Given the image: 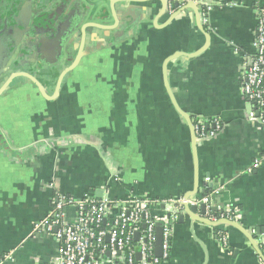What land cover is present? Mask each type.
<instances>
[{
  "label": "crops",
  "instance_id": "1",
  "mask_svg": "<svg viewBox=\"0 0 264 264\" xmlns=\"http://www.w3.org/2000/svg\"><path fill=\"white\" fill-rule=\"evenodd\" d=\"M241 1L212 7L206 23L198 14L201 30L160 0H0V87L13 76L0 94V264L57 259L55 238L32 230L54 191L125 201L200 199L206 187L216 210L239 209L247 235L182 211L160 264H261L247 236L264 243V124L240 93L255 26ZM182 113L222 129L193 148Z\"/></svg>",
  "mask_w": 264,
  "mask_h": 264
},
{
  "label": "built area",
  "instance_id": "2",
  "mask_svg": "<svg viewBox=\"0 0 264 264\" xmlns=\"http://www.w3.org/2000/svg\"><path fill=\"white\" fill-rule=\"evenodd\" d=\"M197 6L202 21L206 23L208 11L215 6L240 4L241 0H167V10L172 4ZM255 26L252 51L241 54L240 93L248 101V118L264 124V0H252ZM195 141L208 140L222 129L217 118L196 117L193 123ZM259 166V159L253 167ZM208 180V179H207ZM218 190L198 199L190 197L188 204L212 203ZM183 196L153 199L133 195L125 201L96 198L85 195L81 199L54 191L50 209L44 218L33 226L34 233L51 234L58 244L59 256L46 264H160L167 258L171 226L182 209ZM71 207L73 218L69 219L66 208ZM218 210V208H217ZM217 216L207 209L201 218L216 222L227 220L238 223L239 209L222 207ZM162 227V255H155L156 226ZM217 239L227 249V236L217 231ZM255 235V231H250ZM135 235L137 237L135 238ZM260 263L264 264V243L253 239ZM139 254V258L136 255Z\"/></svg>",
  "mask_w": 264,
  "mask_h": 264
},
{
  "label": "water",
  "instance_id": "3",
  "mask_svg": "<svg viewBox=\"0 0 264 264\" xmlns=\"http://www.w3.org/2000/svg\"><path fill=\"white\" fill-rule=\"evenodd\" d=\"M161 2V13H164L166 10H167V0H160ZM172 7L173 8H176L177 10L175 12H173L171 15H170V18H173L174 16H176L177 14H179L180 12H182L183 10H186V9H189L191 10L194 15H195V18H196V21H197V24L199 26V28L201 30H203L200 22H199V17H198V10H197V6L192 3V2H188L186 3L185 5L182 6V8H178V4L176 2H174L172 4ZM205 37H206V41H205V44L204 46L199 50L197 51L196 53L194 54H190V55H197L198 53H200L201 51H203L207 45H208V42H209V36L208 34L205 33ZM180 55V54H178ZM79 60V57L74 61L73 64H71L58 78V81H57V88L59 87V84H60V81L62 79V76L65 72H67L68 70H71L72 68L75 67V65L77 64ZM166 63V62H165ZM164 67H165V64H164ZM13 79V76H10L5 82L4 84L0 87V94L9 86L10 82L12 81ZM35 84H37L38 88H39V91L40 93L44 96V97H47L45 91L43 90V88L37 83L35 82ZM57 88H56V92H57ZM172 98V97H171ZM172 101L174 102V100L172 99ZM175 107L177 108V105L174 103ZM183 116L185 117V119L187 120L189 126H190V129H191V134H192V146L193 148L195 147L196 145V141H195V132H194V128H193V124L191 123L190 121V118L189 116L185 115V113H182ZM195 187H196V181H195ZM101 193V192H100ZM195 192H190V193H187L183 196V202H182V210H180V212L182 211H185L187 212L191 218H194V219H197V220H200L202 222H205L207 224H211V225H215L216 223H228L230 225H233V226H236L238 229H240L241 231H243L245 234L247 233L246 231H244L240 225L238 223H235V222H230V221H227L225 219L223 220H219V221H216V222H210V221H205L201 218L202 215L205 214L206 210L207 209H210L211 211H215L216 210V207L212 206V207H209V204L210 203H207V204H197V205H190L188 204V199L190 198L191 195H193ZM96 195H98V197L101 196V194L99 195V192H95ZM182 214V213H181ZM182 215H179V218L181 219ZM256 233L258 234L259 233V229H256ZM247 235V234H246ZM137 237V235H135V238ZM249 237V240L252 242V245L255 247V244H254V236L249 234L248 233V236ZM162 247V227L159 225V227L157 228L156 227V232H155V251L157 252L158 250L160 251ZM157 256V255H156ZM137 258H139V254L136 255Z\"/></svg>",
  "mask_w": 264,
  "mask_h": 264
},
{
  "label": "trees",
  "instance_id": "4",
  "mask_svg": "<svg viewBox=\"0 0 264 264\" xmlns=\"http://www.w3.org/2000/svg\"><path fill=\"white\" fill-rule=\"evenodd\" d=\"M195 121H196V117H193L191 119V123L193 124V123H195ZM204 191L205 192H204L203 197L206 196V195H208V194H210L213 191V189H210V188L206 187ZM218 212H219V210H215V211H212V214L215 215V216H217L219 214Z\"/></svg>",
  "mask_w": 264,
  "mask_h": 264
}]
</instances>
